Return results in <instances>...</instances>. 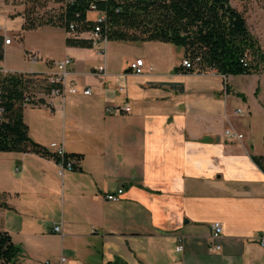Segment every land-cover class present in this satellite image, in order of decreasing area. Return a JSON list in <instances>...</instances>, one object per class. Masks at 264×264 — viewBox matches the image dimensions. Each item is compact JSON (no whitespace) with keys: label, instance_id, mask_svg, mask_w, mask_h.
Listing matches in <instances>:
<instances>
[{"label":"crops","instance_id":"0c3cea01","mask_svg":"<svg viewBox=\"0 0 264 264\" xmlns=\"http://www.w3.org/2000/svg\"><path fill=\"white\" fill-rule=\"evenodd\" d=\"M26 8L0 0V18L17 21L11 35L0 21L2 70L39 75L23 110L29 138L50 154L62 145L81 165L61 178L51 158L0 152V231L20 248L18 264H57L61 256L67 264H264L255 240L264 237V172L253 160L264 166V69L177 72L182 49L160 42L107 41L103 58L93 46L67 45L73 36L59 27L22 32ZM17 54L19 63L9 62ZM66 57L77 94L52 99L45 76ZM137 59L142 74L129 69ZM102 63L101 76L94 68ZM228 129L243 139L228 141ZM120 189L118 202L105 200Z\"/></svg>","mask_w":264,"mask_h":264},{"label":"trees","instance_id":"16d2710c","mask_svg":"<svg viewBox=\"0 0 264 264\" xmlns=\"http://www.w3.org/2000/svg\"><path fill=\"white\" fill-rule=\"evenodd\" d=\"M59 5L57 12L38 21L25 13L21 31L59 27L73 36L66 39L67 45L83 48L93 46L91 34L96 27L108 42L171 44L180 47L183 59L191 64L189 69L182 64L175 68L181 73L214 71L228 77L260 74L264 69V50L230 0H59ZM90 12L102 15L104 21L89 20ZM83 33L89 39L77 38ZM2 54L0 49V61ZM34 77L39 75L0 73V152L34 153L55 160L29 138L23 121L22 103L37 87ZM44 85L47 92L57 86ZM253 160L264 172L261 160ZM20 252L10 235L0 231V264H18Z\"/></svg>","mask_w":264,"mask_h":264},{"label":"built area","instance_id":"2783aa9c","mask_svg":"<svg viewBox=\"0 0 264 264\" xmlns=\"http://www.w3.org/2000/svg\"><path fill=\"white\" fill-rule=\"evenodd\" d=\"M95 21L97 23H101L104 21V17L98 14V17L95 19ZM70 28L72 30V27ZM98 33H99V28L96 27L95 31L92 32L91 34V39L93 40V47L97 48L98 54L104 58L105 57L104 49H102L100 45L105 44L107 41L104 39H101ZM12 41H13L12 37L4 38L3 45L4 46L10 45ZM26 57L29 60V62H31L32 64L37 63V61L39 60L38 56L34 53H28ZM181 64L184 68H187V69L191 67L190 62L186 59H183ZM71 65H72V59L69 57L52 62V66L56 69L57 73L54 75L45 76V81H46V84L48 85L56 84L57 86L55 88H51V90L49 91L48 95L50 98L64 99L66 95L77 94V89L75 85L71 81H68V78H67L69 75V68L71 67ZM143 67H144V63L142 59H137L129 65V69L134 74H142ZM148 69L150 71L152 70V68H148ZM94 70L96 72L95 74L101 75V76L104 75L105 64L102 63L101 65L95 67ZM0 73L6 74L4 70H2L1 64H0ZM82 94L84 96H90L91 91L89 89H85L82 92ZM31 101L32 99L30 96H25L23 103H22V107L26 108L32 105ZM123 111L125 113H129L130 108L128 106L124 107ZM107 112L108 114H117L118 110L108 109ZM235 113L242 115V111L240 109H237ZM224 135L230 142H240L243 139V135L233 129L225 130ZM48 150L56 158L54 161H55V165L57 168V174L59 177L62 178L65 173L74 172L80 169V165H81L80 157L78 156L66 157L67 154L62 145H51L48 148ZM122 194H123V190L121 189L117 190V192L114 194H107L105 196V200L108 202H113V203L118 202ZM210 230H211V235H210L209 250L214 251V252L219 251L220 246L215 242L219 239L222 233V226L220 223L216 222L211 225ZM53 231L56 233H60L61 229L60 227H54ZM255 240L257 241L259 246L264 248V237L263 236H258ZM181 250H182V247L179 246L178 251H181ZM45 264H51V263L45 262ZM57 264H67V259L61 256Z\"/></svg>","mask_w":264,"mask_h":264},{"label":"rangeland","instance_id":"374dc122","mask_svg":"<svg viewBox=\"0 0 264 264\" xmlns=\"http://www.w3.org/2000/svg\"><path fill=\"white\" fill-rule=\"evenodd\" d=\"M19 4L25 1L27 8L25 13L30 20H41L46 15L52 14L59 10V0H9ZM232 6L242 12L246 18L251 33L259 39V43L264 50V0H230ZM90 20L95 19V13H89ZM2 32L12 34L17 26V21L5 20L0 18ZM15 46V45H14ZM175 50L181 51L180 47H173ZM20 54L12 56L10 59L13 64L19 63Z\"/></svg>","mask_w":264,"mask_h":264}]
</instances>
